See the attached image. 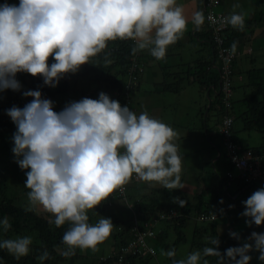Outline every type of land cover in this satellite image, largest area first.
Listing matches in <instances>:
<instances>
[{
	"label": "clouds",
	"instance_id": "9594fccd",
	"mask_svg": "<svg viewBox=\"0 0 264 264\" xmlns=\"http://www.w3.org/2000/svg\"><path fill=\"white\" fill-rule=\"evenodd\" d=\"M239 7V3L233 4L234 9ZM205 19L200 10L190 17L196 29ZM217 22L221 28L231 26L243 31L245 13L232 11ZM188 24L184 6L177 0H19L18 4L5 0L0 4V92L21 91L17 79L20 72L39 75L45 85L56 87L66 73H76L110 41L131 40L133 55L147 50L156 60H163L169 46L183 37ZM236 48L234 42L230 54H235ZM111 62L105 54L104 63ZM22 95L33 99L23 107L5 109L16 126L11 151L19 167L28 169L24 185L29 189V209L39 207L50 214V225H68L61 237L65 247L57 249L61 256L71 257L77 248L95 251L109 238L111 218L101 216L91 223L88 210L122 190L134 175L169 190L184 187L182 156L175 143L178 132L163 120L147 111L137 114L103 91L97 98L85 96L66 102L59 111L54 110L55 102L44 98L38 89L24 90ZM174 200L185 204L179 197ZM242 204L245 208L240 215L249 218L246 224L264 223V187ZM129 206L134 205L129 201ZM156 212L158 216L161 213H151L150 221L157 217L153 225L158 220H170L155 216ZM10 228L8 217L0 218V231ZM229 235L240 239L235 231ZM247 241L228 247L222 254L219 239L210 237L202 250L189 252L184 258H175V248L162 254L171 258V264H210L206 259L209 256L217 258L216 264H249V253L256 250L257 259L264 262V232L252 231ZM31 244L29 235L0 239V249L17 260L30 252ZM49 256L45 249L38 259L43 262Z\"/></svg>",
	"mask_w": 264,
	"mask_h": 264
},
{
	"label": "trees",
	"instance_id": "16d2710c",
	"mask_svg": "<svg viewBox=\"0 0 264 264\" xmlns=\"http://www.w3.org/2000/svg\"><path fill=\"white\" fill-rule=\"evenodd\" d=\"M222 2L223 1L220 0V4L217 8L227 16V14L220 9ZM261 6H263V9L260 12V17L264 15V0H261ZM228 27L226 43L232 45L237 37L232 32L234 28L231 26ZM204 29V34L206 38L210 40V44L213 48L212 51L214 52L211 59L207 58L193 65H181L186 67L184 72L187 73V83L194 81L199 85V92L204 98V103L202 105L203 128L206 131V136L209 141L214 142L215 147L222 154L221 158L224 157L222 161L224 165L228 166L229 170L221 173L216 167V164H214L208 174L209 181L207 183L204 182L202 186L204 188L200 191L201 193L204 191H211L209 197L203 198L201 196L195 204L192 200L188 199V194L184 193L185 191L175 189L169 190L164 188L162 190H152L149 196L145 194L143 197H137L139 200H136L134 206H131L134 210V221L131 222V224L119 218L117 213L111 209L112 205L109 204V201L113 198L111 194L100 204L96 205L95 208L89 209L88 215L91 223L97 222L101 216L110 217L113 222V229L109 237L114 239L115 246L108 253L117 250L120 246L127 244L130 240L135 238L132 228L137 218L146 221L151 220L153 215H151V213L162 209H176L182 213L181 216L175 219L165 221L167 224L162 227V232H158L157 238H150L148 240L155 247L157 245L155 254H148L143 257L139 255L130 256L126 259V264H160L157 257L158 250L162 248L164 251H167L169 248H175L177 251L181 243H189L192 251L202 250L203 247L209 244L207 240L208 234L214 235L219 239L220 243L218 247L222 254L230 246H240L243 244V238L240 235V239H236L231 237L229 233L226 235H222L221 233L220 235L218 234L219 217L222 215L223 210H225L226 214L230 213V216H232L233 213L236 215L238 211L243 212L245 205L242 204V201L245 200V194H247V199L255 191L253 185L245 184L244 178L239 176L240 171L231 162L222 128L225 120L231 118L232 121L228 126L229 139L237 144H243L242 141L235 136L239 131L237 128L252 131L258 130L260 126L264 125V67H256L247 71L248 81L245 83V87L249 89V92H244L243 96L237 99L235 96V89L237 87L235 86L234 80L235 63L237 59L235 60L232 65L231 74L234 92L231 96V106L228 107L223 102L224 94L220 90L223 76L221 74L220 59H218L213 40V30L208 26L206 19L204 24L199 28V30L202 31H204ZM194 35H197V32H195ZM133 43L134 42L131 40L110 41L104 51L96 57L91 58V62L82 64V68L78 73H66L64 77L60 79L56 87L45 85L42 77L39 75L33 76L26 72L17 73V79L22 84L21 91L7 89L0 92V139H3V134L10 135L9 141H4L3 148H12L13 141L11 138L16 130L15 124L5 113V109L13 105L23 107L27 102L31 101L33 99L32 97H24L22 95V91L28 89H38L42 92L44 98L53 100L55 102L54 110L56 111L61 110L66 102L79 100L85 96L97 98L98 94L103 91L109 94L111 98L118 100L122 106L127 105L130 109L136 111L137 114L141 111H147L151 115L150 111L154 107H144L142 102L138 98L137 101H135L132 95L133 91L140 90L141 85L145 81V74H143L144 64L145 61H150V54L143 50L133 55L131 53ZM181 45L182 43L179 39L175 44L169 46L167 53H171V51ZM105 54H108V58L111 59L112 62L110 64L104 63ZM212 57H215V61ZM48 62L49 64L52 62L51 56ZM178 65L166 64V67L170 69V67H176ZM191 69L193 70L192 72L190 71ZM171 71L170 69L168 74L174 75L172 83H168L169 81L165 82L162 88L166 92L178 93L181 91L184 82L182 77H178V70L173 71V73ZM178 78L179 80H177ZM180 79L182 80L181 82ZM80 82L82 83L80 84ZM135 103L138 107H135ZM210 120L213 121L212 128L209 125ZM210 131H213V134H211ZM215 140L220 141L225 150H223ZM252 149L255 153L264 155V142L261 147ZM8 160H10L14 168H17L18 164L16 158L10 157ZM234 169L237 170L236 173L233 172ZM23 171L26 172L28 169H23ZM228 172H232L234 176L230 177ZM7 183L8 184L5 185L4 188H0V218L7 216L11 228L7 232L0 231V239H14L16 236L31 235L34 241L30 245V252L19 260L15 259L6 249H0V264H62L69 259L72 260V263L73 260L77 258L78 254H81L78 252V248L76 249L75 255L68 258L61 256L57 251L58 248L65 247V245L61 243V237L68 225L65 224L61 227L50 225L48 223V216L50 214L45 213L39 207L30 210L29 207L22 205L25 203L24 199H22L21 203H18V197L12 192L8 178ZM131 186L134 185L129 181L128 191L131 189ZM136 188L140 190L141 186L137 185ZM245 191H249L250 194ZM175 197L185 200V204L183 206L179 205L174 200ZM121 203L124 204V202ZM230 205H233V207L228 209ZM202 212L206 214L216 213L217 217L213 221H203L209 222L207 225H199L198 221L201 220L196 217ZM191 216L195 218V221L191 222ZM245 218L249 219L248 217ZM231 225L233 226V224ZM254 225L257 230L256 232H264V223ZM170 229L175 233V240L172 243L167 240V238L170 237ZM187 229H191V236H188L189 234L187 235ZM230 231L235 230L230 228L228 232ZM45 249L48 250L50 256L45 261L41 262L38 257ZM107 254L101 255L99 261L93 262L92 264H115L117 260L116 255L103 259ZM175 258L180 259L178 256ZM206 259L209 260L210 264H216V257L209 256L206 257ZM169 260H171V258H169Z\"/></svg>",
	"mask_w": 264,
	"mask_h": 264
},
{
	"label": "rangeland",
	"instance_id": "374dc122",
	"mask_svg": "<svg viewBox=\"0 0 264 264\" xmlns=\"http://www.w3.org/2000/svg\"><path fill=\"white\" fill-rule=\"evenodd\" d=\"M228 1L229 0H226L227 3H228ZM233 1L234 0H232V2ZM4 2H5V0H0V4H2ZM7 2L10 4H12V3L18 4L19 3V1H17V0H7ZM236 3H239L240 7L235 8V11L240 10L241 12L245 13V15H251V16L260 15L261 14L260 12L263 9L262 8L263 6H260L258 12L254 11L255 8L253 7L252 0H249L248 3L247 2L245 3V0H236ZM256 3H258V5H261L260 2H256ZM220 7L222 8V6H220ZM168 50H169V48H168ZM255 54H258V53H255ZM167 58H168V56H166L163 60H159V61L156 60L158 64H155V66L157 67V71L160 72L159 74H161V70H163L164 79L162 82V86L167 81H169L168 83H172V80H170V74L168 75V72H170V69H167V67H166V64H168V62L166 60ZM153 66H154V64H151V63L145 61L143 74L147 75V72L150 73L151 69H153ZM81 68H82V65L80 66L79 70L76 73H78L81 70ZM185 69H186V67L184 65H178L176 67H173L174 71L178 70L177 71L179 73V74L177 73L178 77H182L183 82H184L182 84V87H181V91L183 90V93L180 95V98H177L176 96L164 94V93H162L161 96H159V94H157L154 97V100L151 102V103H155L153 106L154 108L151 109V116L156 117L157 119L163 120L167 124H170L178 132V138L175 141L176 144L183 143V145H189L190 148H192L193 150L196 151V156H198V158H194V159L189 158L188 161L186 162V164H184L185 166H182L183 174L181 173V179L185 178L183 180L184 186L185 185H191V189H189V188H183V189L190 191V193H191L192 190H194L195 184L192 186L190 181L193 180L194 175H191L188 173L184 174V173L188 170L189 171L197 170V169L199 170L200 169L199 164H201V163H205V165H207L210 169H212L213 164L211 162L212 159H208L207 155L205 156L204 154H202L204 151H206L205 149H207V148L205 147V144H202L198 138V133L200 132V130H198V128H196V127H199V124H197V126L193 125L192 119H191V116H192V118L196 117V113L192 115V107L194 108V106L190 107V104L194 105V100L197 98L200 100L201 99L204 100V98H201L202 97L201 93L199 96V85L197 82L193 81V82L187 83L188 80H187V73L184 72ZM73 74H75V73H73ZM78 78H79V75H78ZM144 79L146 82H144L141 85L140 91L139 90L133 91L132 95L134 96L135 101H137V98H138L142 102L141 98L142 99H143V97L148 98L149 95L151 94V93H148L146 91H143V86L147 82H149L148 78L144 77ZM177 80H179V78ZM181 81L182 80L180 79V82ZM81 83L82 82H80V84ZM23 89H24V87H23ZM168 97H171V98H168ZM173 98H177V99H173ZM162 102L166 103V104H162ZM135 107H138L136 103H135ZM176 115L178 117H176ZM187 115H190V116H187ZM197 122L198 121H196V123ZM238 124H240V123H238ZM209 125L211 128L213 127V121L212 120L209 121ZM237 129L239 131L236 133L235 136L238 139H240L244 145L251 147V148L261 147V145L264 141V131H263L264 125L260 126V129L252 130V131H246V130H242L240 128H237ZM187 134H189V135L187 136ZM3 135H4L3 139H0V188L1 187L4 188V186L8 184L7 183V178H8V182L11 185L12 192L14 193V195H16L18 197V203H21L22 199H24L25 203L22 205L29 207V201H28V196H27V192L29 191V189H27L24 185V180H26L25 172L23 171V169H21L19 167V165H17V168H14L13 165L11 164L10 160H8V158H10V157H12L14 159H15V157L11 151L12 148H9V149L3 148L4 141L5 140L9 141V136H10L7 134H3ZM182 136L185 140L182 139ZM216 142H218L219 143L218 145L223 150H225L223 145H221L222 143L220 141H216ZM213 149H214L213 154L216 153V156H214V157H218V153H219L218 149L215 146L213 147ZM183 153H185V152L183 151ZM187 154H189V152H187ZM222 160H224V157H222ZM215 164H216V167H218L219 170L223 173L226 172L227 170H229L228 166H226V165L224 166L222 164L221 160L218 161V159H215ZM233 172L236 173L237 170L234 169ZM130 183H132L134 185L133 181H130ZM19 184H22V185H19ZM200 184H202V183L200 182ZM149 191L150 190L145 192V194L147 196H149V194H150ZM128 192H129V201H130L131 205H134L136 203L137 197H143L142 190L141 189L138 190V188H136L134 186H131V189H129ZM191 196H192V194H189V197H191ZM121 202H123V201L117 200V203H115V207H114L113 211L117 213L119 218H122L126 221V223L131 224V222L134 221V210L126 202H124V205ZM163 211H166V209L159 210V212H163ZM154 215L158 216V212H156ZM191 218H192V216H191ZM246 220H247V218L242 217L239 220H235L234 222H232L233 226L236 228V230L240 231V234L242 235V238H243L242 239L243 243H245L247 241V238L250 236L252 231H257L253 227V225L249 226L248 224H246L245 223ZM164 223H165L164 220H158L154 224V228H155L156 232H158L162 229ZM198 224L204 226V225L209 224V222L198 221ZM221 225L224 228L227 227V229L223 230ZM229 226H230L229 221H226V220L222 221L218 227V230H219L218 234L219 235H220V233L222 235L228 234V231H229L228 229L231 228V226L230 227ZM170 232H171L170 237H168L167 240H169L170 243H172L175 240V233L172 231V229H170ZM186 233H187V235L189 234L188 236H191V229H187ZM29 236H31V235H29ZM17 237L18 236L14 237V238H17ZM31 237H32V242H33L34 241L33 236H31ZM210 237H216V236L208 234V236H207L208 241H209ZM247 242L251 243L252 241H247ZM114 244H115L114 239L109 237L104 242L100 243L97 246V250H95V251H93L91 249L81 250L78 248V250H79L78 252L81 254H78L77 258H75V260H73L72 263H71L72 260L69 259V260H66L62 264H92L93 262H98L101 255L107 254L108 252H110L112 250V248L115 246ZM156 247H157V245H156ZM157 250H158V248H157ZM163 252H164V250L162 248L158 250L157 257L159 259L160 264H171V260H169L168 257L163 255L162 254ZM189 252H192V250L190 248V244L189 243H181L178 247V250H177V256L179 258H184V257H186V255ZM249 254L252 257V259L249 261V264H264V262H261L257 259L258 255H259L258 251L251 250Z\"/></svg>",
	"mask_w": 264,
	"mask_h": 264
},
{
	"label": "crops",
	"instance_id": "0c3cea01",
	"mask_svg": "<svg viewBox=\"0 0 264 264\" xmlns=\"http://www.w3.org/2000/svg\"><path fill=\"white\" fill-rule=\"evenodd\" d=\"M222 1H223L221 4L222 8L220 7V9L224 11L227 15H229L232 11H235V9L233 8V4L236 3V0H234L233 2L232 0H229L228 3L226 2V0H222ZM248 1L249 0H245V3L246 2L248 3ZM177 2L184 6L185 15L189 17V24L187 26L186 31L184 32L183 37L180 39L182 45L174 49L173 51H171V53L168 52L166 54V56H168V58L166 59L168 64H174V65L192 64L193 65L194 63H197L199 61H204L207 58L211 59V56L214 52L212 51L213 48H212V45L210 44V40L206 38L204 34L205 29L204 31L196 29L195 26L190 21V17L194 11L200 10V11H203L204 13V0H177ZM256 2H260L261 4V0H252L253 7L255 8L254 11L258 12L261 5H258V3ZM237 12H241V11L238 10ZM195 32H197V35H194ZM232 32L237 37L235 39V43L237 44V49L240 51L237 57L236 63H235L236 65H235V79H234L235 86L237 87L235 89V94H236L235 96L238 99L243 96L244 92H247V91L249 92V89H246L245 87V83L248 81L247 71L250 69H254L256 67H264V15H262V17H260L259 15H256V16L245 15V29L243 31L233 29ZM255 53H258V54H255ZM149 59H150L149 63L154 64L153 66L154 70L151 69L150 73L147 72V75H145V77L148 78L149 82H147L143 86V91H146L151 94L149 95L148 98H144V97L143 99L141 98L142 105L146 108H151V106H154L155 104V103H151L154 100V97L157 94L161 96L162 93L180 98V95L183 93V90L178 93L176 92L171 93V92H166L163 90L162 88V82L164 79L163 70H161V74H159L160 72L157 71V67L155 66V64H158L156 59L152 57L151 55H149ZM212 59L215 61V57H212ZM170 69L173 70V67H171ZM173 71L171 72L173 73ZM190 71L192 72L193 70L191 69ZM173 77L174 75L173 76L170 75V80H173ZM199 96H200V92H199ZM168 98H171V97H168ZM177 98H173V99H177ZM201 98H203V96ZM203 101H204L203 99L200 100L197 98L194 100V105L190 104V107L194 106V108L192 107V115L196 113V117L192 118L191 116L192 124L195 126L199 124V127H196L198 128V130H200V132L198 133V138L200 142L202 144H205V147L207 148L205 149L206 151H204L202 154H204L205 156L207 155L208 159H212L211 162L213 165L215 164V159H218V161L221 160L222 164L224 165V162L222 161V158H221L222 154L220 152L218 153V157H214L216 156V153L213 154L214 153L213 146H215L214 142L209 141L208 137L206 136V131L203 128L204 126L203 125V111H202L203 110L202 105L204 103ZM162 104H166V103L162 102ZM187 116H190V115H187ZM176 117L178 116L176 115ZM196 121L198 122L196 123ZM210 133L213 134V131H210ZM188 135L189 134H187V136ZM182 139L185 140L183 136H182ZM177 145L179 146V152L182 156V166H185L184 164H186L189 158H192V159L198 158V156H196V151L190 148L189 145H183V143H180ZM183 151L185 153H183ZM187 152H189V154H187ZM263 160H264V155H263ZM199 165H200L199 170L198 169L191 170V171L188 170L184 173V174L188 173V174L194 175L193 180L190 181L192 186L195 184L194 190H192V192L190 193V191L183 189V188L191 189V185H185L183 188L175 189V190L185 191V193L188 194V199L192 198L191 200L194 204L197 203V201L201 198V196L203 198L209 197V194L211 192V191L210 192L204 191L202 193L200 192L201 189L203 190L204 188L202 187L204 182L207 183L209 181L208 174L211 169L207 165H205V163H201ZM182 174H183V171H182ZM184 179L185 178L182 179V183ZM130 181H133L134 187H136L137 185L141 186L143 196L145 195V192L148 190H150L149 192H151L152 190L164 189L162 186L158 184H149L148 182H144L141 180H133V179H131ZM200 182L202 184H200ZM245 192L250 194L249 191H245ZM189 194H192V196L189 197ZM246 197H247V194H245L244 198L246 199ZM115 203H117V200H113V204H110L112 205V208H111L112 210L115 207ZM240 213L241 211H238L236 215L233 213L232 216H230L231 215L230 213L220 215L219 225L224 220L229 221L231 228L234 229L240 236H242L240 234V231L236 230V228L231 225L233 224L232 222H234L235 220H239L240 218L243 217L242 215H240ZM193 221H195V218L192 216L191 222ZM166 224L167 223L165 222L164 225ZM252 225L256 229L255 225L254 224ZM222 228L223 230L227 229V227L224 228L223 226ZM228 230H230V228Z\"/></svg>",
	"mask_w": 264,
	"mask_h": 264
},
{
	"label": "built area",
	"instance_id": "2783aa9c",
	"mask_svg": "<svg viewBox=\"0 0 264 264\" xmlns=\"http://www.w3.org/2000/svg\"><path fill=\"white\" fill-rule=\"evenodd\" d=\"M220 4V0H204V15L206 17V21L208 26L213 30V40L215 43V49L217 50L218 59H220L221 71H222V79H221V90L224 94L223 102L228 107L231 106V96L233 94L232 88V65L237 59L240 51L236 48L235 54H230L231 45L226 43V33L228 30V26L221 28L218 24V19L221 16H226L223 12L218 10V5ZM211 16L213 19H208ZM232 119L227 118L224 122V126L222 128V132L225 135L228 155L231 162L235 165V167L240 171L239 176L243 177L245 180V184L253 185L255 191L259 189V187H264V161L262 156L258 153H255L252 148L246 147L243 144H237L229 139V129L228 126L231 123ZM230 177H233L232 172H228ZM133 180H139L135 177ZM113 198H117L123 202L129 204L128 197V185L123 186L122 190H117L113 194H111ZM112 203V201H110ZM232 205L229 206L231 208ZM181 215V212L176 209L167 210L161 212L159 214V218L161 219H173ZM200 220H214L216 215L206 214L204 212L198 214L197 216ZM156 221L157 217H154L152 221ZM152 221H135L133 226V232L135 238L130 240L127 244L120 246L117 250L108 253L107 256L103 257L106 259L107 257H112L116 255L117 260L115 264H126L125 261L130 256H147L148 254H155L156 247L152 245L148 240L150 238H157V232L154 228ZM154 250V252L152 251Z\"/></svg>",
	"mask_w": 264,
	"mask_h": 264
}]
</instances>
